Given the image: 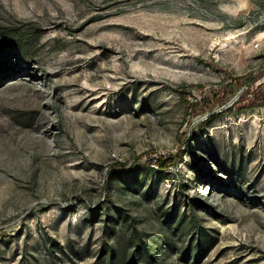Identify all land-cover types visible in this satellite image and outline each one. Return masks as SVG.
Instances as JSON below:
<instances>
[{"label":"rangeland","instance_id":"obj_1","mask_svg":"<svg viewBox=\"0 0 264 264\" xmlns=\"http://www.w3.org/2000/svg\"><path fill=\"white\" fill-rule=\"evenodd\" d=\"M0 264H264V0H0Z\"/></svg>","mask_w":264,"mask_h":264}]
</instances>
